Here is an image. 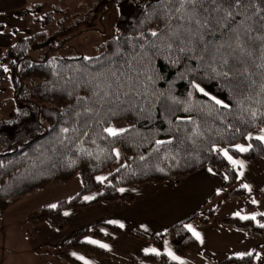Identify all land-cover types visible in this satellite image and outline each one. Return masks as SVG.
<instances>
[{
  "label": "trees",
  "instance_id": "1",
  "mask_svg": "<svg viewBox=\"0 0 264 264\" xmlns=\"http://www.w3.org/2000/svg\"><path fill=\"white\" fill-rule=\"evenodd\" d=\"M113 3L116 35L97 55L57 53L78 34L102 32L100 17ZM101 5V29H80L76 22L64 28L57 17L63 11L51 7L33 18L39 30L19 37L3 54L10 61L15 108L0 120V211L74 175L82 184L73 198L30 213V224L62 228V211L79 205L83 193L99 190L89 202L128 203L132 196L119 193L122 186L177 182L204 167L222 171L221 186L230 188L236 173L222 150L249 161L264 158V142L249 136L254 130L264 133V0H93L90 7ZM51 25L55 30L47 29ZM118 122L127 127L108 133ZM242 144L244 151L238 148ZM116 148L124 164L96 180L115 163ZM244 195V188L229 189L223 199ZM250 206L245 203L244 209ZM193 217L171 225L155 244L160 247L167 236L175 253L196 252L185 225ZM219 224L250 236L264 233L260 215L226 217ZM86 231L63 245L101 254L78 240ZM253 254L221 262L251 264ZM140 258L176 264L163 253Z\"/></svg>",
  "mask_w": 264,
  "mask_h": 264
},
{
  "label": "rangeland",
  "instance_id": "2",
  "mask_svg": "<svg viewBox=\"0 0 264 264\" xmlns=\"http://www.w3.org/2000/svg\"><path fill=\"white\" fill-rule=\"evenodd\" d=\"M92 1L43 0L40 2L43 8L40 9V5H32L34 9L29 6L26 11H30L28 14L33 19L52 7L56 11H63L57 17L64 28L76 22L80 23V29H101L97 10H100L102 5L92 8ZM55 5L58 8H55ZM64 15L68 19L62 20ZM78 15L82 17L79 19ZM116 17L117 7L113 3L100 17L102 30H99L102 32L92 30L78 34L64 43L57 53L64 56L97 55L103 44L116 35ZM47 29L55 30L53 25ZM71 32H75L74 29H71ZM126 127V123L118 122L109 125L106 130L108 133V129L118 133ZM238 148L246 149L247 145L242 144ZM222 152L228 155L224 150ZM115 153V163L95 176L96 180H103L109 172L124 164L121 150L116 148ZM225 181L226 176L222 171L205 167L180 178L177 182L166 180L161 183L122 186L118 189L119 193L132 196L128 203L120 199L112 202H89L99 190L89 191L80 196L79 205L62 211V228H55L46 222L30 224L27 217L42 208L54 207L61 200L73 198L82 184L78 175L64 183L48 184L41 190L29 192L0 211V264H160L140 258L141 255L159 253H163L168 261H175L176 264H180V261L182 264H193L191 256L174 252L167 236L161 238L160 247L155 244L154 238L171 225L188 217L204 218L211 209L210 216L214 213V217L232 214L233 217L240 218L244 203L239 199H223L230 189L221 186ZM85 228L87 231L80 234L78 240L92 245L100 250L101 254L63 245L73 238L74 233ZM187 229L197 245L194 233L189 227ZM54 250H59L60 253H55ZM197 251L198 249L194 253Z\"/></svg>",
  "mask_w": 264,
  "mask_h": 264
},
{
  "label": "crops",
  "instance_id": "3",
  "mask_svg": "<svg viewBox=\"0 0 264 264\" xmlns=\"http://www.w3.org/2000/svg\"><path fill=\"white\" fill-rule=\"evenodd\" d=\"M42 1L0 0V70L3 71V74H0V120L15 108L8 78L10 61L3 57L4 51L19 37L39 30L30 14L17 13L27 10L29 6L31 8L32 5H40ZM41 8L43 7L40 5ZM249 136L264 142V133L260 130L252 131ZM222 155L236 173L235 181L230 189L244 188V197L237 199L243 201V207L245 203L251 205L248 210L243 208L240 218H255L256 215H260L264 220V158L259 157L249 161L223 152ZM213 215L205 223L200 221L203 219L200 216L189 220L186 224L192 233H198L200 237L197 239L194 235L197 239V253H186L193 258V264H224L221 262L224 259L241 257L252 251L254 254L251 264H264V233L261 236H250L242 230L221 226L219 224L221 219L233 217V215L229 214L225 217ZM179 263L182 264L181 261Z\"/></svg>",
  "mask_w": 264,
  "mask_h": 264
},
{
  "label": "snow or ice",
  "instance_id": "4",
  "mask_svg": "<svg viewBox=\"0 0 264 264\" xmlns=\"http://www.w3.org/2000/svg\"><path fill=\"white\" fill-rule=\"evenodd\" d=\"M185 3H192V4H195L198 2V0H184ZM213 2H216V0H213ZM237 3H239V0H236ZM230 15V13H229ZM197 23H199V21H197ZM202 27H206L207 26V23L205 22L204 24L201 25ZM153 35H156V33H153ZM217 103H219L217 101ZM109 133L112 134V135H116L117 133L112 130V129H108ZM241 151H244V149H241ZM191 230V229H190ZM194 235H196L197 239H199V234L198 233H194ZM175 258V257H174Z\"/></svg>",
  "mask_w": 264,
  "mask_h": 264
}]
</instances>
